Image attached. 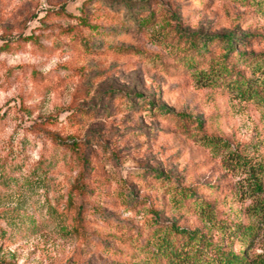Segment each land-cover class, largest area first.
Instances as JSON below:
<instances>
[{
    "label": "rangeland",
    "instance_id": "rangeland-1",
    "mask_svg": "<svg viewBox=\"0 0 264 264\" xmlns=\"http://www.w3.org/2000/svg\"><path fill=\"white\" fill-rule=\"evenodd\" d=\"M111 1L0 0V47L34 33L50 49L40 55L27 43L0 50V264H129L107 235L110 225L148 230L152 215L197 231L206 245L203 264L216 259V245L236 252L248 242L250 256L264 253V213L250 212L264 201V101L255 92L264 69V0H152L156 9L177 13L187 32L253 36L243 50L235 43L246 56H232L226 68L206 58L174 75L161 65L178 62L167 61L173 54L158 28H137L119 0L112 8L120 14L109 20ZM59 7L86 12L100 26L90 36L92 49L57 29L76 24L49 14ZM237 78L246 81L245 96ZM148 100L190 124L182 129L174 117L150 110ZM47 131L85 146L88 225L80 241L62 205L75 172ZM155 170L169 186L141 187ZM183 189H192L195 206L179 203ZM131 196L146 206L125 209ZM237 225L256 232L241 241Z\"/></svg>",
    "mask_w": 264,
    "mask_h": 264
},
{
    "label": "trees",
    "instance_id": "trees-1",
    "mask_svg": "<svg viewBox=\"0 0 264 264\" xmlns=\"http://www.w3.org/2000/svg\"><path fill=\"white\" fill-rule=\"evenodd\" d=\"M152 0H140L139 2L134 0H119V2L126 9L124 18H128L132 21L140 30L152 31L158 28V34L160 40L164 42L172 52L173 56L167 59V61H174L177 59L178 65L172 63H162L165 73L174 75L177 70L184 68V70H192L198 65L199 60L206 58L212 64H220L225 68L228 65V60L232 56H239L244 58L246 54L244 51H238L235 47V43H240V47L243 50L247 44H250L253 40V36L240 34L235 32L224 33L222 35L208 36L201 33H190L183 29L179 22L177 13H170L162 8L156 9L152 6ZM247 1V0H246ZM195 3L201 5L202 0H194ZM118 3V0L111 1L109 4V12L106 16L109 20L117 18L119 16V8L113 9V5ZM105 8L108 9L107 5ZM51 16L65 18L69 21H76V24H71L66 27H57L61 32H65V35H72L76 43H79L83 48L92 49L90 36L96 35L100 32V26L96 22L92 23L90 15L86 12L81 14H72L66 11L63 7H59L49 12ZM89 35V36H88ZM41 35H35L31 33L26 36H19L16 40H7L2 43L0 50L7 51L10 48H15V45L25 47L29 43L40 55H46L50 53V49L47 48L40 39ZM96 47V46H95ZM52 51V50H51ZM130 51L131 49H127ZM174 58V59H173ZM263 75L260 80L261 88L256 90V97L259 101H264V69ZM237 74V73H235ZM235 81L236 87L242 96H245L246 91L243 89L246 84L244 79ZM254 92V93H255ZM146 106L150 110H154L156 107L152 101L148 100ZM157 109V108H156ZM158 115H164V117L172 116L176 119V123L182 129L190 124V119L185 115L173 114L166 107H161L155 110ZM192 121V120H191ZM193 123H201L200 121H194ZM56 146L63 147L66 154H69L68 165L71 166L75 172L73 182L65 193L63 199V212H65L69 223L71 225V232H73L75 238L80 241L86 239V224L85 218L87 216V206L84 198L88 197L89 185L87 184L86 172L89 168L88 157L86 156L85 146L81 145L78 141L68 142L67 138L63 139L57 132L47 131ZM152 181L144 180L141 183V187H152L154 185L161 184L164 188L169 185L166 184L167 177L163 173L153 171L149 175ZM216 180V179H215ZM166 184V185H164ZM254 188L261 191L260 181L254 182ZM221 186L214 185L212 189L214 193L219 192ZM210 187L203 189L208 192ZM211 192V191H210ZM132 194V191L128 193ZM179 196L180 204H185L188 207L195 206L198 200L194 196L192 189L181 190L176 193ZM205 205L210 204L209 201L203 200ZM144 199H137L133 196L129 200L122 201V205L125 209L134 211L137 208H143L146 206ZM211 208V205L208 206ZM149 211L156 214L154 207H148ZM253 215H259L264 213V201L261 200L257 206L252 207L251 211ZM152 222L149 223L148 230H134L133 227H126L125 231L122 230L121 223H111L108 231V237L115 238L116 246L121 247L122 254L129 257V264H162V259L166 260L168 264H203L200 254V246H206L203 241V237L197 236V231H191L176 226L174 223H162L159 222L154 215H152ZM151 220V218H150ZM149 222V219H148ZM153 223L155 225H153ZM88 225V224H87ZM113 231H110V230ZM236 234H239L240 240L245 238H252L256 230L252 225H237L235 226ZM152 241V242H151ZM190 246L191 251L182 254L183 248ZM216 259L211 258L206 264H264V253H258L254 256H250V244L248 242L242 245L240 251H228L223 252L219 245H216ZM247 247V248H246ZM196 249V253L190 254ZM139 253L145 255V259L142 260L139 257Z\"/></svg>",
    "mask_w": 264,
    "mask_h": 264
}]
</instances>
